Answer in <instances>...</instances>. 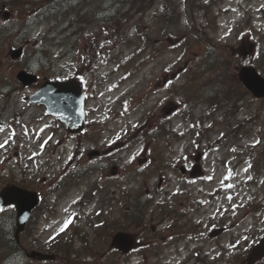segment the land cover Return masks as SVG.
Instances as JSON below:
<instances>
[{
  "label": "rangeland",
  "instance_id": "obj_1",
  "mask_svg": "<svg viewBox=\"0 0 264 264\" xmlns=\"http://www.w3.org/2000/svg\"><path fill=\"white\" fill-rule=\"evenodd\" d=\"M58 1L62 2L63 0ZM100 1L101 3L96 4V7L94 5L98 15L92 20V29L81 28L76 21L67 25L60 23L53 29L54 16H45L46 21L36 16L40 0H12L13 8L20 12H23V8L29 3L36 4L30 8L32 11L28 14L24 12L18 14L9 9L0 10L1 23L5 21L4 11H8L9 19H11L8 23L12 28L16 25L14 37L5 39L7 43L0 47V54L4 55L8 61L9 51L19 46L18 44H25V52L22 57L24 59H20L21 62H12L13 66L11 63L7 67L1 65L0 78L4 76L11 79L10 76H14L18 65L28 62L29 69L38 74L39 81L45 78L72 77L77 73L78 78L84 83L87 100H91L89 106L93 109L88 120L94 125L103 123L106 125V129L104 133L95 138L88 140L81 138L82 142L76 139L74 146L79 151L82 147L89 148L92 144L90 141L93 140L98 142V148L99 144L104 141L115 139L123 141L122 137L125 135H133L137 132L139 135L142 134L144 124H147L150 118L164 117L165 109L172 103L178 104L177 110L183 111L186 107L185 102L188 103L196 95L201 97L202 93H207V88L195 90V87H190L185 92L184 88H177L179 81L182 83L188 74V84L194 82L196 75L191 76L190 74L197 70L200 71L202 77L209 80L216 78L220 71L218 68H221L226 71V77L236 81L239 67L244 64H252L258 66L264 76V0H189L187 6V0ZM90 4H94L92 0H90ZM148 7L150 8L146 10ZM166 9L170 10L171 15L164 14ZM80 11L84 12L85 18L84 9ZM184 11L185 13H183ZM103 16H107V18L101 19ZM26 17H30V23L26 27L19 25L18 19L25 20ZM165 17L170 21L173 19L169 25ZM117 28L119 33L116 31ZM19 32L25 36L19 37ZM3 34L4 32L1 30L0 36L3 37ZM51 35H55L57 38L52 41L49 39ZM122 37L125 43L119 42ZM42 40H44V44L41 43ZM240 49L248 51L247 54H242L245 55L242 56ZM249 49L251 50L249 51ZM149 53L153 54V58L145 63V55ZM130 55L131 57H129ZM123 63L125 67L118 65ZM208 65L211 68H207ZM133 68L138 71L131 75V71L126 69ZM174 81L175 83H173ZM7 87L0 80V128H2L0 143H3L5 139L8 140V143L0 148V162L3 160V163L0 164V175L3 177L7 176V171L15 168L11 165L12 163L22 162L25 159L28 164L33 166L31 155L35 153L36 146L31 144L30 139L35 135L34 130L38 129V135L42 134L43 139H48L49 131H53L51 123L49 127L47 123L38 120L42 112L41 108L25 104L24 101L25 96L33 92L38 84L25 88L16 83L14 88ZM149 89L152 94L148 100L143 101L136 109L127 114L120 111L123 98L133 92H144ZM229 89H234V84ZM183 92L187 100H183ZM245 93L247 97L250 96L247 92ZM214 95V93L211 95L212 98ZM242 97L243 95H240V100L247 101V107L227 121L213 122L215 120L212 116L210 120L200 124L198 117L201 106L196 111L194 110L191 120L180 119L182 117H179L178 112L175 117L168 119L169 123L166 126L169 131L173 132L167 136L168 139L166 138L169 140L173 136L170 142L160 140L147 147L156 146L154 150L166 147L162 157L179 162L181 161L179 158L189 157V154L195 149L197 141L194 139V135L199 126L206 128V137L200 141V144L204 145L220 135L226 134L229 138H236L234 133H230L235 122H245L246 125L242 129L248 131L246 136L238 140V144L254 142L255 139L251 138L254 135H262L264 139V113L261 112L252 121L257 108L264 106V98H254L253 100L256 101H250L252 100H249L250 97ZM198 99L199 97L195 100ZM42 125L43 128H40ZM93 128L97 129V127ZM51 141H55V138ZM85 143L86 145H84ZM148 143H142V145L134 143V146L146 147ZM238 144L234 148H229V145L224 142L212 151L206 161V175L189 184L190 186L195 184V192L201 191L197 194L203 202L196 206L192 220L183 219L181 221L184 223L183 229L190 231L199 229V231L207 233L212 225L225 227L226 230L222 232L217 229L213 238L206 235L198 244L190 243L187 249L181 246L185 245V242L181 241L183 237L179 231L173 236L174 243L167 246L166 249L160 245L154 250L139 251L138 255L147 253L150 258H147L149 264H246L244 259L234 257V252L237 250L243 252L247 243L252 241L251 238L258 236L264 229V224L261 225V211L250 210L246 204L255 194L264 198V154H254L262 149L264 141H261L260 146L252 151H243L242 146ZM72 146V144L67 145L69 148ZM168 146H172L173 153ZM100 149H106V147H100ZM106 150L109 151L111 148ZM246 157L253 159L251 169L248 171L245 168L247 162L240 163ZM6 160H10V164L6 165ZM215 160L218 162L216 163ZM228 160L231 162L230 165L223 162ZM64 161V159H58L55 166L53 162L47 164L48 168L44 164L43 174L52 180L56 165L62 162L59 166L61 167ZM82 161H85V158ZM257 162L262 164V167L259 166L260 170L256 173L252 168ZM34 166L37 169L40 168L37 163ZM144 166L142 165V167ZM126 168H130V166ZM14 172L16 173V171ZM124 173L127 177H124ZM118 174L126 186L128 185L126 184L127 180L135 179L134 173L130 169L127 172L119 169ZM144 177L147 178L150 187L144 183ZM246 177L258 180V190L254 193L255 188L247 186L244 180ZM97 182L98 180L87 182L85 187L79 189L82 192L78 195L90 192V197L94 198L95 191L93 190ZM157 183L158 176L155 174L149 177L148 175L142 176V178L133 181L130 193L136 190L139 192L145 188L154 189ZM176 183L178 184V182L172 183L168 188V193L176 190ZM106 184L107 192L100 190L97 192L101 200L104 196L107 200L111 196L117 198L123 195L119 189H113L117 187L115 181ZM90 186L91 190L87 191ZM163 197V195L159 196V198ZM92 206L94 207L93 211L106 208L105 205L102 207L94 203ZM108 206L113 213L119 212L116 204L109 202ZM39 218V214H36L28 230L20 236L22 245L29 244L31 247L40 239ZM94 220L101 221V214L97 213ZM198 221L200 222L199 228L191 224V222L198 223ZM9 224L8 219L7 225L4 226L5 231ZM157 226L161 229L158 234L162 236L168 228L167 224L159 223ZM2 230L0 225V232H3ZM251 230H255V232L253 233ZM101 233L100 230L99 234L101 235ZM45 237L44 234L43 239ZM243 256L245 257V255ZM16 257L20 258V256ZM5 262H14V260L9 258ZM133 263L125 262V264ZM2 264L5 263L2 262Z\"/></svg>",
  "mask_w": 264,
  "mask_h": 264
},
{
  "label": "water",
  "instance_id": "obj_2",
  "mask_svg": "<svg viewBox=\"0 0 264 264\" xmlns=\"http://www.w3.org/2000/svg\"><path fill=\"white\" fill-rule=\"evenodd\" d=\"M19 77L24 83H29L33 80L31 76H27L24 72L19 73ZM44 86L49 90H46L45 87L44 89L42 88V91L38 96L33 99L45 96L46 100L33 101H37L39 104H44L49 112L62 113L63 119L67 122L69 127L73 126L74 129L81 128L84 117L82 100H60L64 95L70 94L72 96V94H75L77 87L72 84L57 81L47 82ZM71 89L75 90L72 91ZM9 203H14L16 205L18 215L17 225L19 230L23 227L24 221L32 207L35 205L36 200L33 198V193L15 186H9L0 192V205ZM261 255H264V240L261 245L252 251L250 258L259 257Z\"/></svg>",
  "mask_w": 264,
  "mask_h": 264
},
{
  "label": "trees",
  "instance_id": "obj_3",
  "mask_svg": "<svg viewBox=\"0 0 264 264\" xmlns=\"http://www.w3.org/2000/svg\"><path fill=\"white\" fill-rule=\"evenodd\" d=\"M10 2V0H0V6L3 5V4H8ZM81 7H83V5L81 4H77L75 6V10H74V13H73V17L75 20H79L81 15L79 12L81 10ZM3 26L0 24V28H2ZM4 38V36H3ZM10 239V240H9ZM0 240L2 242L1 244V247H2V253L5 255H7V253L9 252L8 249L11 248L12 251H18L19 250V246L18 244L16 243V240L15 238H8L6 237L5 234H2L0 235Z\"/></svg>",
  "mask_w": 264,
  "mask_h": 264
},
{
  "label": "snow or ice",
  "instance_id": "obj_4",
  "mask_svg": "<svg viewBox=\"0 0 264 264\" xmlns=\"http://www.w3.org/2000/svg\"><path fill=\"white\" fill-rule=\"evenodd\" d=\"M0 131H2V128H0ZM7 143H8V140L5 139L3 143H0V148H3L5 146V144H7ZM45 143H47V141H45ZM40 147L43 148L44 147V144H41ZM228 187H231V185H228ZM70 222H71L70 218L68 220H66L64 222V225L60 228V231L61 232L64 231V229L68 226V224Z\"/></svg>",
  "mask_w": 264,
  "mask_h": 264
},
{
  "label": "flooded vegetation",
  "instance_id": "obj_5",
  "mask_svg": "<svg viewBox=\"0 0 264 264\" xmlns=\"http://www.w3.org/2000/svg\"><path fill=\"white\" fill-rule=\"evenodd\" d=\"M128 214L130 215V218L131 217L133 218V215H134V212L133 211H129ZM59 245H60V247H61L62 250L65 249V244H63L62 240H59ZM111 250H114V248L111 247ZM111 261L113 262L114 260H111Z\"/></svg>",
  "mask_w": 264,
  "mask_h": 264
}]
</instances>
